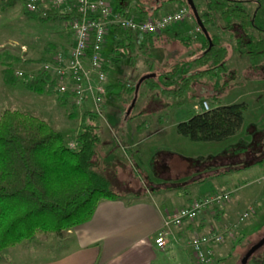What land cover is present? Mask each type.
<instances>
[{"label":"rangeland","instance_id":"obj_1","mask_svg":"<svg viewBox=\"0 0 264 264\" xmlns=\"http://www.w3.org/2000/svg\"><path fill=\"white\" fill-rule=\"evenodd\" d=\"M143 1L149 8L157 0ZM213 1L216 0H195L197 10H208ZM178 3L167 0L159 9L150 11V16L172 12ZM112 5L116 7L117 0H112ZM242 7L256 23L255 28L250 25L246 29L247 33L264 37V1L259 4L246 2ZM25 10L23 0L11 6H4L0 0V114L8 108L37 115L62 131L67 141L74 139L84 112L91 110L90 103L74 110L71 103L62 102L55 91L40 94L27 89L22 75L15 73L19 80L13 84L4 81L5 62L18 59L14 63V72L35 74L44 60L41 58H48L70 44L71 34L66 21H42ZM211 16L209 31L225 43L234 45L238 27L222 29L224 20L221 16L214 11ZM194 28L195 20L186 18L158 35L140 36L130 32L132 44L117 36L112 26L108 28L101 52L109 64L107 83L111 89L105 94L101 113L92 110L95 117L87 115V121L96 126L100 136L95 147L98 161L95 168L107 175L114 190L125 192L130 199L147 198L167 210L181 207L189 199L207 193L230 191L228 201L208 210L192 227L198 229L209 223L236 220L252 208L250 215L236 227L234 236L216 247L215 259L217 264H264V244L243 263L250 247L264 235V160L252 162L264 158V57L259 65L253 66L246 54L236 50L228 61L225 74L219 78L198 77L184 95L170 96L162 89L169 85L164 78L172 73L178 75L182 69L191 71L198 67L194 58L201 49ZM178 32L181 33L179 36L176 35ZM249 67L250 74L247 72ZM150 73L160 74V86L153 84L155 77L139 82ZM216 78L218 85L214 83ZM203 84H211L210 91L206 92ZM133 85L135 87L131 89ZM203 100L210 108L246 102L248 106L241 128L221 141H193L178 134V122L199 113L201 110L195 109L194 105H201ZM253 141L257 142V148L251 150L254 155L251 156L246 151L251 149L249 144ZM221 156L226 159L218 160ZM160 158L164 159V173L160 170L159 164L163 162ZM174 234L176 237L171 238L170 243L179 245L183 253L182 264H194L189 237L178 239L176 232ZM42 248H34L24 260L41 255L45 246ZM63 249V245H50L48 251L50 254ZM14 261L17 260L11 264H15Z\"/></svg>","mask_w":264,"mask_h":264},{"label":"trees","instance_id":"obj_2","mask_svg":"<svg viewBox=\"0 0 264 264\" xmlns=\"http://www.w3.org/2000/svg\"><path fill=\"white\" fill-rule=\"evenodd\" d=\"M16 1L18 0H2L4 6H11ZM129 1L133 3L141 18L150 16L149 8L144 5L143 0ZM165 1L167 0H158L154 10L162 7ZM178 1L189 8L187 0ZM261 1L264 0H216L209 6L212 12L214 11L224 20L222 29L231 30L237 26L243 33L245 32L244 35L236 38V47L243 53L249 54L250 65L253 66L259 65L264 57V37L247 33L246 29L250 25L255 28L256 23L254 18L243 9L242 4L246 2L259 4ZM192 2L197 9L195 0ZM209 8L201 12L197 11L210 34L212 44L210 46L202 30L195 32V38L199 41L201 49L200 54L194 58V63L198 67L192 71L182 69L178 75L172 73L164 78L166 85H169L162 89L170 96L184 95L191 82L198 77L219 78L228 70L230 45L217 34L209 31L212 22ZM25 11L42 21L67 22L74 16L73 13L54 9ZM118 11L122 14L131 13L124 9ZM193 19L195 20L194 16ZM112 27L117 36L123 37L124 40L128 39L130 44L133 43L130 31L118 26ZM158 34L160 33L151 35ZM243 36H246V41ZM69 42H72V36ZM17 60L4 63V81L7 84L19 80L14 72V63ZM108 66L106 60L104 68L107 72ZM159 76L160 74L156 73V77ZM24 77L23 84L30 91L40 94L55 91L62 102L69 101L67 95L57 91L56 82L48 73L39 69L31 77L27 73ZM217 78L215 85H218ZM159 82L160 79L157 78L153 84L160 86ZM176 84L181 86L175 87ZM134 87L135 85L130 88L134 89ZM110 89L111 86L107 85L106 91ZM247 106L246 102L238 101L200 111L178 122L176 131L193 141L224 140L241 128ZM73 108L75 110L77 107L73 106ZM89 114L90 117H95L92 110H86L75 138L67 141L62 131L55 129L47 120L37 115L8 108L1 112L0 251L33 241L39 234L60 235L62 231L88 221L101 199L115 200L126 197L125 192L116 191L111 187V182L103 171L95 168L98 162L95 158V147L100 142V136L96 126L87 121ZM70 142H74L75 146L71 147ZM249 145L250 148L256 147L257 142L253 141ZM219 159L226 158L221 156ZM263 160L264 158H258L252 162L262 163Z\"/></svg>","mask_w":264,"mask_h":264},{"label":"built area","instance_id":"obj_3","mask_svg":"<svg viewBox=\"0 0 264 264\" xmlns=\"http://www.w3.org/2000/svg\"><path fill=\"white\" fill-rule=\"evenodd\" d=\"M27 11L38 12L54 9L64 13H73L67 20L68 30L72 42L65 49L56 50L42 61L40 70L48 73L56 82V89L60 94L68 97L71 105L84 107L86 103L92 105L91 110L101 113V107L106 94L107 71L106 59L102 58V45L109 27L118 26L130 32L142 34L161 33L176 22L188 18L193 20L191 10L181 5L178 9L161 16L136 18L133 13L122 14L114 9L112 0H23ZM195 23L194 31H200ZM24 76L23 72L16 71ZM31 77L34 73L27 72ZM197 110L210 109L206 100L202 104H195ZM71 147L75 146L70 142ZM231 197L227 190L214 191L193 198L187 205L168 210L165 214V227L155 237V244L165 248L170 239H175L172 227L194 223L211 208L220 207ZM252 208L246 210L236 220L223 223H209L206 231L197 228L191 231L188 245L194 264H215V249L227 239L234 236L238 225L249 215Z\"/></svg>","mask_w":264,"mask_h":264},{"label":"crops","instance_id":"obj_4","mask_svg":"<svg viewBox=\"0 0 264 264\" xmlns=\"http://www.w3.org/2000/svg\"><path fill=\"white\" fill-rule=\"evenodd\" d=\"M170 1L179 2L173 11L182 5L178 0ZM157 5L158 0L154 5L149 6V12L153 11ZM114 9L129 10L136 18H141L129 0H117ZM180 34V32L176 33L178 36ZM234 34L235 44L229 43L227 64L236 50L243 53L236 47V38L244 35L245 32L236 28ZM245 37L242 38L245 39ZM242 50H244L243 47ZM244 54L250 59L249 54ZM250 68H247L248 74L252 72ZM153 77L156 80L158 78ZM211 87V84H203V89L206 92L210 91ZM160 160L163 162L159 166L164 165L160 170L164 173V159L160 158ZM190 200L187 201V204ZM167 211L159 203L147 198L130 199L126 195L123 199H101L88 221L64 230L60 235L39 234L32 242L26 243L22 247L19 244L5 249L0 252V264H11L13 260L22 262L20 264H182L183 253L179 249V245L172 242L165 248H159L154 241L162 228L165 227ZM192 226V223H187L181 227H172V230L176 232L178 239H182L183 236L190 237L191 231L195 229ZM198 229L206 231L207 226H198ZM50 245L53 247L63 245L65 249L49 254ZM43 246H45L44 253L36 255L34 259L24 260L33 252L34 248L39 250L38 248ZM39 252L41 251L37 253ZM190 256H192L191 250ZM17 261H14L15 264L19 263Z\"/></svg>","mask_w":264,"mask_h":264},{"label":"water","instance_id":"obj_5","mask_svg":"<svg viewBox=\"0 0 264 264\" xmlns=\"http://www.w3.org/2000/svg\"><path fill=\"white\" fill-rule=\"evenodd\" d=\"M188 2V5H189V8L195 18V21L196 23L200 26L202 32L204 33V35L206 36V38L208 39L209 41V44L211 46L212 42H211V38H210V34L208 32V30L206 29L205 25L203 24L200 16H199V13L196 9V6L195 4L192 2V0H187ZM155 76V73H150V74H146L144 75L140 80L139 82H141L142 80L144 79H147L149 77H153ZM264 244V235L258 240V242H256L255 244H253L250 249L248 250L247 254L245 255L244 259H243V263L246 262L247 258L256 250L258 249L260 246H262Z\"/></svg>","mask_w":264,"mask_h":264},{"label":"flooded vegetation","instance_id":"obj_6","mask_svg":"<svg viewBox=\"0 0 264 264\" xmlns=\"http://www.w3.org/2000/svg\"><path fill=\"white\" fill-rule=\"evenodd\" d=\"M255 148H257V147H251V149H250V150H247L246 153L249 154V155H251V156H254V155H253V152H252L251 150H252V149H255ZM163 166H164V165H161V167H163Z\"/></svg>","mask_w":264,"mask_h":264}]
</instances>
